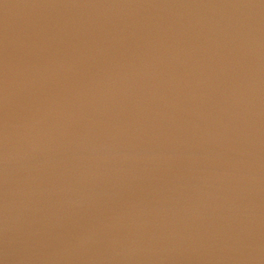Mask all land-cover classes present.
Returning <instances> with one entry per match:
<instances>
[{"label":"water","instance_id":"95a60500","mask_svg":"<svg viewBox=\"0 0 264 264\" xmlns=\"http://www.w3.org/2000/svg\"><path fill=\"white\" fill-rule=\"evenodd\" d=\"M0 264H264V0H0Z\"/></svg>","mask_w":264,"mask_h":264}]
</instances>
